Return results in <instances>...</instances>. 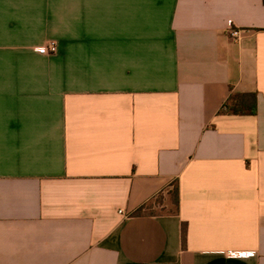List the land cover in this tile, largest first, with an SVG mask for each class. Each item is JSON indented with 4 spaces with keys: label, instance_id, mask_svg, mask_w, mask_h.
Masks as SVG:
<instances>
[{
    "label": "crops",
    "instance_id": "1",
    "mask_svg": "<svg viewBox=\"0 0 264 264\" xmlns=\"http://www.w3.org/2000/svg\"><path fill=\"white\" fill-rule=\"evenodd\" d=\"M0 264H264V0H0Z\"/></svg>",
    "mask_w": 264,
    "mask_h": 264
},
{
    "label": "trees",
    "instance_id": "2",
    "mask_svg": "<svg viewBox=\"0 0 264 264\" xmlns=\"http://www.w3.org/2000/svg\"><path fill=\"white\" fill-rule=\"evenodd\" d=\"M249 94H232L227 102L224 104L222 109L220 110L221 115H229V116H254L256 115V99ZM159 202V201H158ZM171 202L174 207L179 208L180 205V188L179 184H175L173 186V190L171 191ZM154 204H147L141 210H139L138 214H143L145 210L151 215H154L153 211ZM184 238L186 239V230H184Z\"/></svg>",
    "mask_w": 264,
    "mask_h": 264
},
{
    "label": "built area",
    "instance_id": "3",
    "mask_svg": "<svg viewBox=\"0 0 264 264\" xmlns=\"http://www.w3.org/2000/svg\"><path fill=\"white\" fill-rule=\"evenodd\" d=\"M238 32L234 31L233 32V36H237ZM58 50V46L56 42H50L48 45L46 46H42L40 48L37 49V51L42 54V55H51V54H55ZM242 254L240 253H232L231 256L236 257V256H241Z\"/></svg>",
    "mask_w": 264,
    "mask_h": 264
},
{
    "label": "rangeland",
    "instance_id": "4",
    "mask_svg": "<svg viewBox=\"0 0 264 264\" xmlns=\"http://www.w3.org/2000/svg\"><path fill=\"white\" fill-rule=\"evenodd\" d=\"M175 209L174 206H171L169 202L159 201L154 204L153 211L158 214L169 212L170 210Z\"/></svg>",
    "mask_w": 264,
    "mask_h": 264
}]
</instances>
